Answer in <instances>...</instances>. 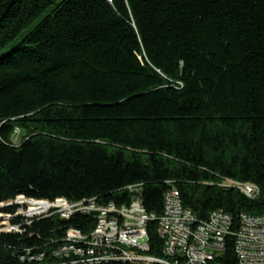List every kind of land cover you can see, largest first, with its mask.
<instances>
[{
	"label": "trees",
	"instance_id": "1",
	"mask_svg": "<svg viewBox=\"0 0 264 264\" xmlns=\"http://www.w3.org/2000/svg\"><path fill=\"white\" fill-rule=\"evenodd\" d=\"M137 184L158 216L173 187L201 220L223 210L236 229L264 213V0H0V202L122 206ZM95 224L0 234V263ZM157 228L148 253L161 257ZM234 244L218 264H237Z\"/></svg>",
	"mask_w": 264,
	"mask_h": 264
},
{
	"label": "built area",
	"instance_id": "2",
	"mask_svg": "<svg viewBox=\"0 0 264 264\" xmlns=\"http://www.w3.org/2000/svg\"><path fill=\"white\" fill-rule=\"evenodd\" d=\"M234 186L249 198L256 199L260 189L252 183L232 180ZM133 194L129 204H101L96 198L69 201L57 198H27L25 201L0 202V234H25L34 222L58 217L70 220L74 215H93L96 224L84 233L68 227L60 238H50L43 245L25 247L17 264H218L226 249V238L234 237L237 264H264V213H243L238 228L223 210L199 219L185 207L175 187L164 197L163 213H149L142 201V185H130ZM158 221L163 241V256L148 253V225ZM32 234V232H29ZM2 264V263H0Z\"/></svg>",
	"mask_w": 264,
	"mask_h": 264
},
{
	"label": "rangeland",
	"instance_id": "3",
	"mask_svg": "<svg viewBox=\"0 0 264 264\" xmlns=\"http://www.w3.org/2000/svg\"><path fill=\"white\" fill-rule=\"evenodd\" d=\"M22 138H23V133L20 132V134H19V132H18V135H16V136L14 137L15 144H20L21 141H22ZM19 198H20V197H19ZM19 198H18V199H19ZM15 201H20V200H15Z\"/></svg>",
	"mask_w": 264,
	"mask_h": 264
},
{
	"label": "bare ground",
	"instance_id": "4",
	"mask_svg": "<svg viewBox=\"0 0 264 264\" xmlns=\"http://www.w3.org/2000/svg\"><path fill=\"white\" fill-rule=\"evenodd\" d=\"M25 198V197H24Z\"/></svg>",
	"mask_w": 264,
	"mask_h": 264
}]
</instances>
